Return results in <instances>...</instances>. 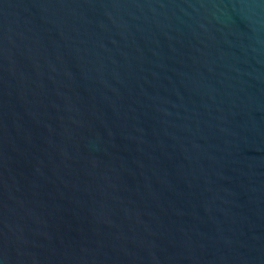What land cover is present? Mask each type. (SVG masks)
Instances as JSON below:
<instances>
[{"label":"water","instance_id":"1","mask_svg":"<svg viewBox=\"0 0 264 264\" xmlns=\"http://www.w3.org/2000/svg\"><path fill=\"white\" fill-rule=\"evenodd\" d=\"M0 264H264V0H0Z\"/></svg>","mask_w":264,"mask_h":264}]
</instances>
